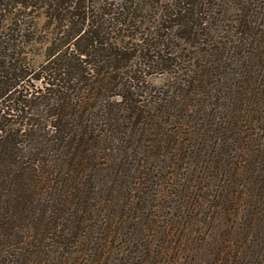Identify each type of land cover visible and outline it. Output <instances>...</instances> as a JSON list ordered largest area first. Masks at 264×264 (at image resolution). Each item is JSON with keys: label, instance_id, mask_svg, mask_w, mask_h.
I'll list each match as a JSON object with an SVG mask.
<instances>
[{"label": "trees", "instance_id": "trees-1", "mask_svg": "<svg viewBox=\"0 0 264 264\" xmlns=\"http://www.w3.org/2000/svg\"><path fill=\"white\" fill-rule=\"evenodd\" d=\"M0 264H264V0H0Z\"/></svg>", "mask_w": 264, "mask_h": 264}]
</instances>
